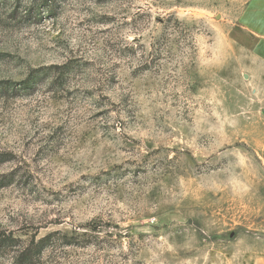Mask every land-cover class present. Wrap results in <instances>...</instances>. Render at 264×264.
<instances>
[{
	"label": "rangeland",
	"instance_id": "1",
	"mask_svg": "<svg viewBox=\"0 0 264 264\" xmlns=\"http://www.w3.org/2000/svg\"><path fill=\"white\" fill-rule=\"evenodd\" d=\"M256 33L264 0H0V232L53 234L37 264H254Z\"/></svg>",
	"mask_w": 264,
	"mask_h": 264
},
{
	"label": "trees",
	"instance_id": "2",
	"mask_svg": "<svg viewBox=\"0 0 264 264\" xmlns=\"http://www.w3.org/2000/svg\"><path fill=\"white\" fill-rule=\"evenodd\" d=\"M54 70L59 71L58 77L54 79L55 81L62 79L66 75V79L69 77L71 72L69 65L63 67H55ZM37 72L41 73L43 70H38ZM36 73V72H32ZM35 79L31 75L25 81L20 83V89L24 86L26 87L29 81ZM29 87V86H28ZM3 88H0L2 90ZM8 184H3L1 187H6ZM53 234H49L43 238L37 239L33 237L29 242H22L20 239L15 238L11 233L6 234L5 232H0V253L3 251L11 250L13 252V263L14 264H37L43 253L48 249L49 242ZM66 245L67 246H81V243L76 241L77 237L70 236L67 239Z\"/></svg>",
	"mask_w": 264,
	"mask_h": 264
},
{
	"label": "crops",
	"instance_id": "3",
	"mask_svg": "<svg viewBox=\"0 0 264 264\" xmlns=\"http://www.w3.org/2000/svg\"><path fill=\"white\" fill-rule=\"evenodd\" d=\"M256 35L259 37V42L256 46V50L254 52V56L257 60H262L264 62V34L263 33H256ZM254 264H264V254H260L256 256L255 263Z\"/></svg>",
	"mask_w": 264,
	"mask_h": 264
}]
</instances>
